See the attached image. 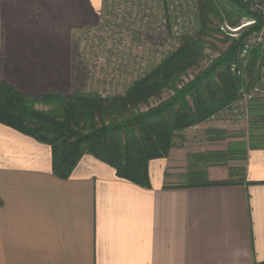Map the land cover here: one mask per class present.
I'll return each mask as SVG.
<instances>
[{
	"label": "crops",
	"instance_id": "0c3cea01",
	"mask_svg": "<svg viewBox=\"0 0 264 264\" xmlns=\"http://www.w3.org/2000/svg\"><path fill=\"white\" fill-rule=\"evenodd\" d=\"M103 6L0 0V80L71 94L75 36L100 25ZM200 156L173 149L151 161L150 188L89 155L63 180L49 145L0 123V264L264 262V147L247 151L232 185L205 184L237 172Z\"/></svg>",
	"mask_w": 264,
	"mask_h": 264
},
{
	"label": "trees",
	"instance_id": "16d2710c",
	"mask_svg": "<svg viewBox=\"0 0 264 264\" xmlns=\"http://www.w3.org/2000/svg\"><path fill=\"white\" fill-rule=\"evenodd\" d=\"M199 10L197 30L121 93L28 95L0 80V123L49 145L53 172L59 179H68L89 155L114 168L119 178L150 188V162L168 158L173 149L183 146L177 147L176 142H184L185 130L239 98L243 81L231 72V65L239 60L249 39L264 31V0H199ZM243 20L255 23L237 38L222 30L225 25L239 26ZM218 44L226 48L222 50ZM252 48L249 76L264 65V42ZM208 50L218 56L203 68ZM197 70L192 79L183 82ZM164 94L168 96L163 99ZM253 114L258 115L253 120L255 133H251L249 149H259L264 147V107L253 109ZM242 181L233 178L205 184Z\"/></svg>",
	"mask_w": 264,
	"mask_h": 264
},
{
	"label": "rangeland",
	"instance_id": "374dc122",
	"mask_svg": "<svg viewBox=\"0 0 264 264\" xmlns=\"http://www.w3.org/2000/svg\"><path fill=\"white\" fill-rule=\"evenodd\" d=\"M125 5V0H104L102 21L99 27L95 31L88 32L86 30L75 36V72L72 93L77 91L86 93L100 92L107 95L115 92L121 93L133 80L148 72L147 70L150 67L159 65L169 53L181 47L186 36H181L178 40V42L181 41L179 48L172 50L167 46V38L161 35L149 36L144 39L133 34L131 30L122 37L117 35L115 29L118 27V23L115 21V15L118 9L123 8ZM161 13L163 14L164 12L161 11ZM254 23L253 20H243L239 26L230 27L225 25L222 30L230 37L237 38L244 29L249 28ZM256 35L263 37V41L260 43L263 44L264 31L260 34H254L248 43H252ZM123 40L124 42H122ZM260 44L254 45L258 46ZM121 46L124 50H122ZM218 46L222 50L226 48L223 44H218ZM207 54L209 58L202 63L203 68L218 56L217 53H212L210 50L207 51ZM239 58L240 53L238 55ZM241 61L244 65V77L241 78L243 86L240 93L243 89L249 88L250 84L256 82L257 78L261 77L262 68L264 67V65L257 67V72L252 77L247 72L249 55ZM241 61L238 60L237 62L241 63ZM197 72L198 70L183 78V82H188ZM167 96L168 94H164L163 99ZM37 107L39 109H47L44 106ZM261 107H264V99L254 101L250 107L249 117L239 122L214 119V116H218L224 110L222 109L203 123L185 130L184 142L181 143L180 140L176 142L177 147L180 144H183V146L175 149L182 151L183 157H186V154L190 156L193 152L201 153L200 159L208 160V163L213 165L235 169L241 178L245 165L244 154L249 149L251 133H255L253 122L258 114H253V109ZM233 178L238 177L231 176V179ZM189 181L190 178L187 177L182 180L176 178L173 182L187 184Z\"/></svg>",
	"mask_w": 264,
	"mask_h": 264
},
{
	"label": "built area",
	"instance_id": "2783aa9c",
	"mask_svg": "<svg viewBox=\"0 0 264 264\" xmlns=\"http://www.w3.org/2000/svg\"><path fill=\"white\" fill-rule=\"evenodd\" d=\"M125 3L126 5L119 8L115 15V21L118 23L115 30L121 37L130 30L144 39L161 35L167 38V46L176 50L180 46L179 38L192 35L198 28L200 18L198 0H125ZM161 11L164 13L162 14ZM98 27L87 31H95ZM262 41L263 37L256 35L252 43L244 46L239 60L247 58L252 46ZM121 48L124 50L122 46ZM231 72L237 77H244L242 61L233 63ZM240 94L237 101L213 118L236 122L246 120L249 117L251 104L258 99H264V67L258 82L251 88L243 89Z\"/></svg>",
	"mask_w": 264,
	"mask_h": 264
}]
</instances>
